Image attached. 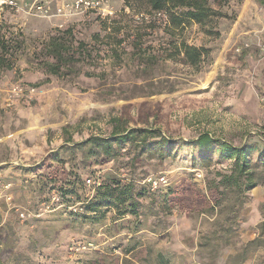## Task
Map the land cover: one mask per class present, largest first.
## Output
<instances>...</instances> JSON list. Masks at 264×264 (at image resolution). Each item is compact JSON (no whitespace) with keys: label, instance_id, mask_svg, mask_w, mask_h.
I'll list each match as a JSON object with an SVG mask.
<instances>
[{"label":"rangeland","instance_id":"374dc122","mask_svg":"<svg viewBox=\"0 0 264 264\" xmlns=\"http://www.w3.org/2000/svg\"><path fill=\"white\" fill-rule=\"evenodd\" d=\"M71 1L48 0L49 18L7 10L0 15L7 20L5 33L22 42L13 69H0V180L8 186L0 198V264H162L160 256L168 264H264V247L242 254L264 220V185L251 190L242 208L227 204L209 213L210 206L189 190L170 210L158 198L153 205L144 199L138 220L114 219L111 210L95 225L74 223L70 215L83 213L82 204L66 205L56 188L42 187L47 178L58 186L70 173L79 171L87 180L92 171L100 179L132 177L153 194L146 180L162 175V189L190 184L216 197L208 182L229 162L190 142L202 133L235 145L263 142L264 0H230L228 18L209 26L219 37L196 25L175 33L177 41L210 50L199 70L181 57L166 59L165 16L144 27L148 12L123 0H108L112 14L98 19L59 14ZM70 27L85 45L100 36L96 60L77 64L76 73L49 76L41 46ZM135 37L142 55L157 57L144 70L132 48ZM115 126L160 130L174 143L173 155L163 162L149 155L132 162V154L122 151L96 165L95 157L77 150L90 137L109 136ZM86 187L84 198H91L92 186Z\"/></svg>","mask_w":264,"mask_h":264},{"label":"trees","instance_id":"16d2710c","mask_svg":"<svg viewBox=\"0 0 264 264\" xmlns=\"http://www.w3.org/2000/svg\"><path fill=\"white\" fill-rule=\"evenodd\" d=\"M123 1L126 7L130 9L139 6V9L148 12L147 16L149 18L141 20L144 27H153L157 20L156 16H165L164 29L167 31L168 36L163 43V47H165V51H170L165 54L166 59L173 60L181 57L183 63L196 70L201 69L204 61L210 58V50L204 46L189 45L183 39L177 41L175 40V33H182L187 26L196 25L205 30L208 36L219 37V32L212 30L209 26L218 19L228 18V15L224 13V9H227L230 4V0ZM135 2L138 5H134ZM89 15H92L95 19L101 18L94 13H89ZM6 24V18L0 20V69L3 71L13 69L17 60V49L22 44L18 37L5 33ZM107 36L109 35H106L105 38ZM100 39L99 35H95L93 44L85 45V43L75 40V34H73L71 27L57 32L43 43L40 49L44 54L41 65L44 67L45 73L52 77L76 73L77 64L92 63L93 60H96L93 53L99 50L98 45L102 44L99 41ZM122 42L123 40L120 39L116 45H121ZM132 48L137 50L143 64L145 63L148 66L157 61V57L153 54L142 55L145 52L141 47V41L137 37L132 42ZM114 53L118 54L116 50ZM145 64L143 70L147 68ZM87 75L91 74L88 73ZM114 129L109 136L90 137L85 142L77 144V150L85 153L83 155L86 158L95 157L96 165L105 164L119 158L122 151H129L128 153L132 154V162L136 161L138 157H143V155L152 156V158L163 162L173 155L174 143L170 138L163 136L160 130H129L118 126H115ZM190 143V147L199 152L216 153L221 159L229 162L228 167L216 171L214 179L208 182L209 190L214 191L216 197L212 195V197L207 198L205 194L196 191L190 184L178 187L179 189H174V187L162 189L163 186H160L152 194L148 188L137 186L132 177L106 176V178L100 179L93 177L92 171L88 174L87 179L96 182L91 185V198H84L83 192L87 188V180L82 177V173L79 171L68 174L66 179L59 180L60 184L58 186L56 185L57 179L53 177L44 179L42 187H48L49 190L56 188L66 205L75 202L82 204L83 213L75 214V216L70 215L74 223L95 225L102 222L111 210L114 211V219L131 216L138 220L141 207L144 206V199H148L150 204L153 205L158 198L162 208L170 210L172 205L182 204L183 199L181 197L187 194L189 190L202 204L210 206V210L207 211L209 213H214L216 208L222 209L227 204L242 208L247 203L251 190L264 185V140L261 144L246 142L245 144L235 145L234 143L214 139L209 133H202ZM252 156H255L256 159L253 160ZM54 161L58 162L60 159L57 157ZM233 205L229 207L235 209ZM233 214L235 215L233 219L236 220L238 211L234 210ZM258 231V237L245 246L242 252L244 256L249 250L264 247V220L259 224ZM160 258L162 264H168L162 256Z\"/></svg>","mask_w":264,"mask_h":264},{"label":"built area","instance_id":"2783aa9c","mask_svg":"<svg viewBox=\"0 0 264 264\" xmlns=\"http://www.w3.org/2000/svg\"><path fill=\"white\" fill-rule=\"evenodd\" d=\"M108 0H72L66 6H62L57 11L64 17H70L71 15H81L84 16L89 13H94L100 17H107L112 14L111 11L107 9ZM9 11L11 14L21 17H43L49 18L51 16L50 7L48 0H0V15L5 11ZM140 16H143L140 14ZM264 20V13L262 15ZM34 92L32 88L29 93ZM152 191L159 188L160 186L167 183L165 176L159 175L155 177H150L146 180ZM87 186L94 185L96 182L92 179L87 180ZM8 186L5 185L2 180H0V198L2 197V190L7 189Z\"/></svg>","mask_w":264,"mask_h":264}]
</instances>
